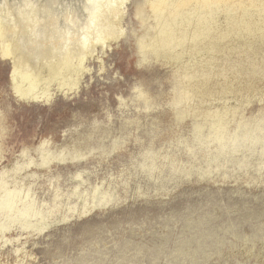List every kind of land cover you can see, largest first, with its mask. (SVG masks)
<instances>
[{"label":"rangeland","instance_id":"1","mask_svg":"<svg viewBox=\"0 0 264 264\" xmlns=\"http://www.w3.org/2000/svg\"><path fill=\"white\" fill-rule=\"evenodd\" d=\"M149 1L49 104L0 55V264H264V99L220 136L189 116L175 62L142 59Z\"/></svg>","mask_w":264,"mask_h":264},{"label":"bare ground","instance_id":"2","mask_svg":"<svg viewBox=\"0 0 264 264\" xmlns=\"http://www.w3.org/2000/svg\"><path fill=\"white\" fill-rule=\"evenodd\" d=\"M129 2L0 0V55L11 61L16 99L49 104L77 90L89 60L124 36ZM147 6L153 31L139 41L142 59L175 62L178 97L190 104L189 116L203 118L220 136L251 98L264 99V0H150ZM229 55L238 57L236 90L226 85Z\"/></svg>","mask_w":264,"mask_h":264}]
</instances>
